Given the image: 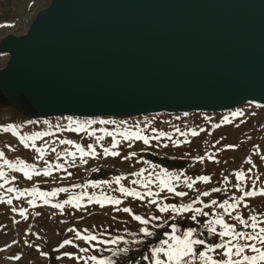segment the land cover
Listing matches in <instances>:
<instances>
[{"label":"water","instance_id":"obj_1","mask_svg":"<svg viewBox=\"0 0 264 264\" xmlns=\"http://www.w3.org/2000/svg\"><path fill=\"white\" fill-rule=\"evenodd\" d=\"M0 90L29 118H127L264 105V0H52Z\"/></svg>","mask_w":264,"mask_h":264},{"label":"snow or ice","instance_id":"obj_2","mask_svg":"<svg viewBox=\"0 0 264 264\" xmlns=\"http://www.w3.org/2000/svg\"><path fill=\"white\" fill-rule=\"evenodd\" d=\"M4 26L0 25V27ZM256 107L264 106L256 105ZM188 115L189 113L187 112L183 114L184 117ZM243 115V111L232 113L234 118ZM252 115H255V113H252ZM154 119L155 117H153ZM174 119L179 120L181 117H174ZM203 119L209 123L212 120L211 117L206 115ZM162 122L171 123L170 121ZM231 122L227 116L222 121V123ZM29 123L35 122L30 121ZM44 123H47V121ZM119 123L121 125L128 124L127 121H120ZM139 123H144L145 128H141L139 131L124 132L118 130L107 131L104 128H100L98 131L104 134L97 136V130L89 131L93 125H116L117 121L102 119L80 122L69 119L68 131L87 133L89 137L95 138L96 145L89 143L84 147L80 144H73L72 140H60L59 144L72 145L75 148V151L65 149L63 153H60L57 152L56 147H50L51 153L56 154V159L63 160L64 163H53L44 160L45 154L49 149L37 147L35 143L31 144V148L38 154L37 163H26L22 159L13 162L6 159L5 153L0 151V161H2L0 163V190H2L0 191V204L11 206L14 200H26V203L31 208L50 206L52 209H58L61 215L64 214L66 207L80 211L91 204H96L101 209L111 207L114 212L125 213L132 221H136L140 225L138 231L127 232V235L133 238L131 240L125 239L123 236H111L107 233V229L100 233V236L108 234L109 239H101L97 235L92 234L87 228L77 230L70 227L67 232L74 233V239L83 241L88 247H80V245L74 243L73 239H65L59 243L58 247L53 249L57 253H60L61 249L66 246H71L77 249L79 253H88L92 249L99 252L111 251L112 256H116L121 253L126 254L129 249L127 247H117L115 250L111 248H96V244L118 246L120 244L139 245L147 243V251L142 255V259L147 261L148 264H264V211L257 212L246 202L251 197L259 196L264 198V189H256V183L261 180V176H253V170L256 165L253 163L251 156L243 162L250 165L247 170L241 166L227 175L221 173L222 179L216 182L219 186H213L208 190L201 191L197 185H211L213 183L212 176L196 175L194 178L186 174V169L170 171L161 164L144 159L136 151H131L127 155L122 156L121 151L116 149L121 146L122 142L127 143L128 148H132L134 142H142L147 148H155L157 151L160 148H169L170 144L172 147L180 148L183 145L192 143L188 137H199L201 132H207L208 135L212 133L202 127L198 131L196 129L182 131L179 127L173 126L175 133H178L180 137H184L181 140L178 138L174 139L173 133L159 131L155 127H151V121L147 119L132 125V127H139ZM220 127L221 123L212 125L213 129ZM236 127H239V124ZM148 128H151V134H143ZM4 131H12L14 135L16 134L11 126L5 128ZM46 135L48 133H37L31 137H21L20 143L25 149H28L30 144L27 141H35ZM117 135L121 137L120 140L116 139ZM105 136L112 138L110 147H105L100 143L105 139ZM162 140L170 143H161ZM153 141H155V144H153ZM204 143L207 144V141ZM216 143L219 144V141ZM97 146L101 149V152L97 151ZM212 147L215 148L216 144H213ZM236 147L237 145H225L223 149H217L216 153L206 151L204 155L198 156L185 153L181 159L187 157L191 161L188 167H193L194 164L204 165L205 161L219 164L220 160L216 159L219 152L227 149L234 150ZM144 151L145 149H141V152ZM256 154L258 155L259 152ZM98 157L121 158L122 162L135 160L136 164H143L145 167H141L138 171H133L126 175H115L106 180H89L84 184H74L71 188L56 187L50 191H41L37 186H33L30 189L9 186L14 185L17 180L16 176L9 177V172L20 173L23 179L33 181L34 177H52L54 171H62L66 175L60 178L67 179L72 176V172L68 171V167L87 166L90 159L95 160ZM173 159L175 158L173 157ZM260 159L264 160V156H260ZM39 161H44L45 167L38 168L37 164ZM225 163L227 162L225 161ZM66 164L68 167H65ZM132 166L135 167V165ZM90 171L97 173L100 168L92 167ZM146 173L147 175H145ZM129 177H132V179H129ZM229 177H233L234 180ZM122 181H126L136 187H128ZM249 181H251L250 185ZM114 185L115 187H113ZM102 186H106L111 192L119 193L120 196L107 195L103 192L97 196L95 193L83 192L78 195H69L67 199L62 201L51 202V198L58 197L61 193H69L71 189H101ZM180 188H186L188 191L178 190ZM189 191L195 192L196 195L194 197L189 196ZM213 194H220L222 199L211 198L208 202H205L204 198L213 197ZM169 196L180 198L181 201L183 198L188 197L189 202L169 203L167 202ZM120 197L139 201L141 206L149 209L155 206V212L160 215H156L151 211L146 216L135 214L131 207H120L125 203V199ZM37 198L42 201V204H37ZM85 199H87V204L82 203ZM241 209H246L247 213L242 214ZM11 211L18 213L25 221L29 218L26 214L28 209L24 207H12ZM33 215L40 216L41 213L35 212ZM112 219H116V217L113 216ZM180 220L190 221L191 224L181 226ZM13 222L19 223V221ZM61 222L63 223V221ZM160 229L164 230L162 233L163 238H159L155 243H148L151 238L158 235L157 230ZM25 234L27 235L28 233L26 232ZM32 235H36L37 239H41L35 233H32ZM13 243H16V241H13ZM25 244L28 247L33 246L27 240H25ZM37 251H40L38 247ZM40 254L48 257V253L40 252ZM63 258L72 259L77 264L81 260L84 261V264H89V262H92V264H115L111 257L98 258L96 255L85 257L63 252L55 257L57 261ZM11 259L20 260L21 257L16 255L11 257Z\"/></svg>","mask_w":264,"mask_h":264},{"label":"rangeland","instance_id":"obj_3","mask_svg":"<svg viewBox=\"0 0 264 264\" xmlns=\"http://www.w3.org/2000/svg\"><path fill=\"white\" fill-rule=\"evenodd\" d=\"M52 0H0V39L7 34H14L16 36L25 34L31 23L34 21L36 15L45 9H47ZM6 37V36H5ZM3 40V39H2ZM8 56H0V68H3L8 60ZM258 104L248 103L230 112H218V113H189L187 117L183 114H158V115H143V117H127V118H97L95 120H115L116 125H93L89 131L97 130L96 135H103L104 133L98 131L100 128H104L107 131H139L141 128H145L144 123H139V127H132V125L144 121L147 119L151 121V127H155L159 131H165L173 133L174 139L183 140L184 137H180L178 133H175L174 127H179L182 131H188L189 129L205 128L212 134L208 135L207 132H201L199 137H188L192 141L191 144H186L180 148L172 147L160 148L158 151L155 148H147L142 142H134L132 148H128L127 143L122 142L121 146L116 149L121 151L122 156L127 155L131 151H136L138 155H142L144 159L150 160L153 163L161 164L167 167L170 171H179L186 169L187 175H210L213 178L211 185L199 184L197 187L201 190H208L210 187L219 186L216 182L221 180V173L227 175L228 173L237 170L241 166L247 170L250 165L244 164V160L251 156L256 168L253 170V176L260 175L261 180L256 183V189H264V160L260 159V156H264V107H256ZM264 106V105H263ZM243 111V116L233 117L232 113ZM255 113V115H252ZM211 117V123L203 119L204 116ZM228 117L231 123H222L224 117ZM153 117L155 119L153 120ZM174 117H181L176 120ZM69 119L84 122L91 119H77V118H52V119H37L33 120L29 118L22 110L17 109L13 105L4 99L0 90V151L5 153V158L10 161H17L19 159L24 160L26 163H37V153L31 148V144L35 143L37 147L48 148L44 160L53 163H64L63 160H57L56 154L51 153L50 147H56L57 152L63 153L65 149L69 151H75L72 145H61L59 141L72 140L73 144H80L86 147L87 144L92 143L96 145L94 137H89L87 133L70 132L67 130ZM34 121L35 123H29ZM47 121V123H44ZM120 121H127V125H121ZM162 121H170V124L163 123ZM221 123V127L213 129L212 125ZM239 124V127L236 125ZM12 127L15 130V135L12 131H4L5 128ZM63 126V127H58ZM74 127V125H73ZM37 133H48L41 139L35 141H27L30 144L28 149H25L20 143L21 137H31ZM143 134H151V128H148ZM111 137L105 136V139L100 143L105 147H110ZM117 140H120L119 135L116 136ZM207 141V144L204 142ZM219 141V144L216 142ZM161 143H170L166 140H162ZM155 144V141H153ZM216 144L213 148L212 145ZM225 145H237L233 149H227L220 151L216 156V159L220 160L219 164H215L211 161H205L204 165L194 164L193 167H188L191 161L184 157L185 153H191L192 156L204 155L205 152L216 153L217 149H223ZM258 146V147H257ZM141 149H145L141 152ZM97 151L101 152V149L97 146ZM259 152L257 155L256 153ZM173 157L175 159H173ZM225 161L227 163H225ZM2 163V161H0ZM78 163V161H77ZM132 165H135L133 167ZM38 168L45 167L44 161H39ZM65 167H68L66 164ZM92 167L100 168L97 173H92L90 169ZM141 167H145L143 164H136L133 161H121V158H100L95 160H89L87 166H81L77 168L68 167V171L72 172V176L67 179H61L66 173L60 171L55 172L52 177H34L33 181L23 179L22 174L9 172V177L16 176L17 180L14 185L20 189L32 188L37 186L41 191H50L56 187H69L74 184H84L89 180H106L115 175L128 174L133 171H138ZM7 171V169H5ZM147 175V173L145 174ZM233 179V177H229ZM132 179V177H129ZM128 187H136L128 184L126 181H122ZM251 181H249V185ZM115 187V185L113 186ZM142 190V189H138ZM178 190L188 191L186 188H180ZM2 191V190H0ZM83 192L89 194L95 193L99 196L102 192L107 195H114L119 197L120 194L111 192L106 186H102L101 189H71L69 193H61L58 197L51 198V202L62 201L67 199L69 195H78ZM164 195V194H162ZM195 192L189 191V196L194 197ZM31 198V197H30ZM125 199V203L120 207L128 206L133 209L135 214L146 216L151 211L156 215H160L155 212V206L151 209L141 206L139 201L132 200L130 198ZM211 198L222 199L220 194H213V197L204 198L205 202H208ZM169 203H187L188 197L173 198L169 196ZM250 207L257 212L264 211V198L256 196L246 200ZM82 203L87 204V199ZM37 204H42V201L37 198ZM199 206V205H197ZM12 207H24L28 209V220H23L18 213L11 211ZM40 212V216H34L33 213ZM242 214H246V209H241ZM55 213V215H53ZM115 216L116 219H112ZM13 221H19L14 223ZM63 221V223L61 222ZM181 226H188L190 221L180 220ZM76 228L77 230L89 229L92 234L98 236L101 239H109L111 236H123L125 239L131 240L132 237L127 235V232L138 231L140 225L136 221H132L131 218L122 212H114L111 207H105L101 209L96 204H91L87 208L77 211L75 209L65 208L64 214L61 215L58 209H52L50 206L31 208L26 203V200L13 201V205L0 204V264H77L76 261L63 258L59 261L55 259L57 255H61L63 252L73 253L77 256H91L96 255L98 258L111 257L115 264H148L147 261L142 259V255L147 251V243L139 245H99L96 244V248H111L115 250L117 247H127L129 251L124 254H118L112 256L111 251H95L90 249L88 253H79L77 249L71 246H66L61 249L60 253L54 252L53 249L58 247L59 243L65 239H73L74 243L80 245V247H88L83 241L75 240L74 233L67 232L68 228ZM107 229V233L104 236H100V233ZM158 235L151 238L148 243H155L162 237L163 229L157 230ZM28 233L27 235L25 233ZM37 234L41 239H37ZM25 240L29 241L33 246L28 247L25 244ZM16 241V243H13ZM95 243V242H94ZM9 245H11L9 247ZM37 247L40 251H37ZM40 252L48 253V257L41 256ZM19 255L20 260H13L11 257ZM78 264H84L81 260ZM92 264V262H89Z\"/></svg>","mask_w":264,"mask_h":264},{"label":"crops","instance_id":"obj_4","mask_svg":"<svg viewBox=\"0 0 264 264\" xmlns=\"http://www.w3.org/2000/svg\"><path fill=\"white\" fill-rule=\"evenodd\" d=\"M22 35H24V34H22ZM22 35H19V36H22ZM5 36H14V37H19V36H16V35H14V34H7V35H5ZM4 36V37H5ZM4 37L2 38V39H4ZM2 39H0V41L2 40ZM6 55V54H5ZM5 55H0V56H5ZM8 58V57H7ZM9 59V58H8ZM8 61V60H7ZM7 63V62H6ZM6 65V64H5ZM5 68V66L3 67V68H0V70H2V69H4Z\"/></svg>","mask_w":264,"mask_h":264}]
</instances>
